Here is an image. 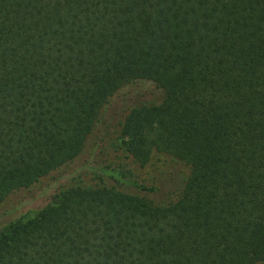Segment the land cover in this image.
I'll return each mask as SVG.
<instances>
[{
	"label": "trees",
	"instance_id": "trees-1",
	"mask_svg": "<svg viewBox=\"0 0 264 264\" xmlns=\"http://www.w3.org/2000/svg\"><path fill=\"white\" fill-rule=\"evenodd\" d=\"M85 149L0 264H264V0H0V205Z\"/></svg>",
	"mask_w": 264,
	"mask_h": 264
},
{
	"label": "rangeland",
	"instance_id": "rangeland-1",
	"mask_svg": "<svg viewBox=\"0 0 264 264\" xmlns=\"http://www.w3.org/2000/svg\"><path fill=\"white\" fill-rule=\"evenodd\" d=\"M156 97V90L147 83L135 84L112 97L104 114V120L110 125L107 135L112 136L114 127L130 107L155 100ZM91 154L89 149H85L72 163L61 169L60 178L55 179L56 176L52 173L51 176L41 179L34 187L10 195L0 205V229L16 219L29 217L32 211L42 207L53 189L65 179L76 173H86L89 162L93 159Z\"/></svg>",
	"mask_w": 264,
	"mask_h": 264
}]
</instances>
